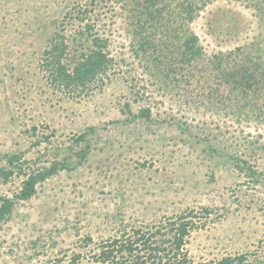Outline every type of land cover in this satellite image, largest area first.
<instances>
[{
    "label": "rangeland",
    "instance_id": "rangeland-1",
    "mask_svg": "<svg viewBox=\"0 0 264 264\" xmlns=\"http://www.w3.org/2000/svg\"><path fill=\"white\" fill-rule=\"evenodd\" d=\"M206 1L185 21L180 0H0V166L13 154L25 172L66 165L1 224L0 264H111L94 258L101 238L184 212L195 262L264 264V88L237 87L264 86V1ZM189 35L201 50L186 59ZM95 36L105 71L55 82L53 43L73 73ZM18 169L0 176V198Z\"/></svg>",
    "mask_w": 264,
    "mask_h": 264
},
{
    "label": "trees",
    "instance_id": "trees-1",
    "mask_svg": "<svg viewBox=\"0 0 264 264\" xmlns=\"http://www.w3.org/2000/svg\"><path fill=\"white\" fill-rule=\"evenodd\" d=\"M144 1L149 0H141V4L144 3ZM255 1L259 3L264 0ZM205 2L207 1L203 0L202 3L199 4L196 0H180L177 5L179 8L178 13L184 14L183 20L191 21L198 13V10L204 6ZM162 10L164 9L157 7L152 11L147 10V14L154 20L156 17V14L153 15L154 11L157 13L159 11L161 15ZM82 13L84 12L82 11ZM80 18L83 19L82 16ZM89 27L90 26L86 29ZM92 40L94 41L96 48L90 47V51L86 56L80 57L76 60L71 67L73 73L68 71L67 63L62 61L65 54L64 52L66 51L65 45H63L62 42L57 43V41L53 43L52 48L47 51V53L52 54V57L47 61V64H51V67H53L49 70L50 73L53 74V80L55 82L61 84L64 82L65 85H68L69 83H74L75 81L80 80L84 83L92 81L98 76V74L105 71L108 67V57L104 51V48L107 45V40L99 36H95ZM196 41V35H189L185 38L182 54L186 59L194 58L200 53L201 47L195 43ZM263 74L264 73L262 72L259 75L263 76ZM249 77L250 76L245 77V82H241L240 80V84H237L238 90L244 95V98H246L249 93H252V95H258L259 92L257 88H264V86H257V80L253 75L250 78ZM259 78L260 77H258V79ZM255 80L256 86H253ZM252 89L254 90L252 91ZM260 97L262 99V104L258 106L259 110L264 104V95H260ZM242 104H244V106H242V108H244L246 105L245 101H242ZM236 107H241V105ZM139 114L148 118L149 109H142ZM261 114H264V108L262 109ZM85 139L86 136L81 134L78 135L76 141L80 142ZM87 149L88 143H85V146L80 148L79 152H76L80 157V160L85 158ZM18 160L19 155L13 154L7 157L6 166H0V176L3 177L4 181L14 173L16 167H19V173L24 175L20 187L13 193L12 197L0 198V226L9 218L14 205L18 200H28L31 198L36 192L37 184L56 174L66 166L63 161L61 162L53 159L47 166L38 167L29 172H25L22 167L19 166V163L15 162ZM8 165L10 167H8ZM247 168L251 174L255 172L252 166L248 165ZM191 214L192 213L184 212L172 217H163L160 221L149 223V225H145V227L143 225H128L129 227L122 225L123 227L116 232V235H109L105 238H101V241L98 244V251L94 253V258L96 261L108 262L111 264H233L234 261L243 262L244 256L242 255L232 258L223 257L214 262H195L189 256L185 247L187 236L191 229L196 227V223L193 220L194 217L189 216ZM86 240H90V237Z\"/></svg>",
    "mask_w": 264,
    "mask_h": 264
}]
</instances>
